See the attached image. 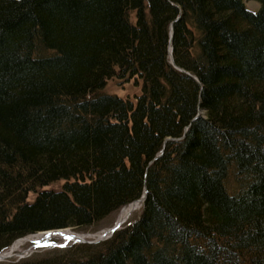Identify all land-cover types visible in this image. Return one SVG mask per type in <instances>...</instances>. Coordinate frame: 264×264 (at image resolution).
<instances>
[{
  "label": "trees",
  "instance_id": "16d2710c",
  "mask_svg": "<svg viewBox=\"0 0 264 264\" xmlns=\"http://www.w3.org/2000/svg\"><path fill=\"white\" fill-rule=\"evenodd\" d=\"M144 196L17 264H264V0H0V254Z\"/></svg>",
  "mask_w": 264,
  "mask_h": 264
},
{
  "label": "rangeland",
  "instance_id": "374dc122",
  "mask_svg": "<svg viewBox=\"0 0 264 264\" xmlns=\"http://www.w3.org/2000/svg\"><path fill=\"white\" fill-rule=\"evenodd\" d=\"M246 8L250 12H256L259 9V5L254 1H247ZM106 92L109 94H115L121 98L132 99L134 95L139 93V89L134 87L132 84L123 85L122 83L111 81L107 84ZM61 185L62 183H59L55 185V188H59ZM33 198L34 196L31 195L29 200H32ZM134 206L135 211L128 219L125 220L124 223L118 226L115 231L119 228L121 229L124 225H126V223L133 222L139 218L141 214V204L135 203ZM120 212L121 210L115 214L113 218H111L108 224L103 223L101 228L96 232H92L91 230L86 232H77L71 229H65L37 233L17 239L5 251H3V253H1L2 255L0 256H3L4 259L0 260V264H17L30 259H39L49 254L65 251L71 247L88 245L82 244L81 242H89L91 245L104 242L112 237V233H106L105 235L108 234L106 238H104L105 236L103 234L116 226ZM61 232L79 236L81 237L78 239L80 241L66 242L59 234ZM47 234L48 236H45Z\"/></svg>",
  "mask_w": 264,
  "mask_h": 264
},
{
  "label": "bare ground",
  "instance_id": "6f19581e",
  "mask_svg": "<svg viewBox=\"0 0 264 264\" xmlns=\"http://www.w3.org/2000/svg\"><path fill=\"white\" fill-rule=\"evenodd\" d=\"M137 202V201H136ZM139 204V203H138ZM135 203L134 204H131V205H128V206H126V207H124V208H122L121 209V212H120V214H119V216H118V220H117V222H116V226H120L122 223H124L125 222V220L126 219H128L130 216H131V214L135 211ZM106 233H110L109 231H107V232H105L103 235L105 236L104 238H106L107 236H108V234L107 235H105ZM60 235H61V237L66 241V242H70V241H72V242H74V241H77L79 238H81V237H79V236H74L73 234L72 235H70L69 233H63V232H61V233H59ZM45 236H48V234L47 235H45ZM103 238V239H104ZM78 241H80V240H78ZM77 241V242H78ZM82 243V242H81ZM2 259H4L3 258V256H0V260H2Z\"/></svg>",
  "mask_w": 264,
  "mask_h": 264
},
{
  "label": "water",
  "instance_id": "95a60500",
  "mask_svg": "<svg viewBox=\"0 0 264 264\" xmlns=\"http://www.w3.org/2000/svg\"><path fill=\"white\" fill-rule=\"evenodd\" d=\"M171 35H172V25H171ZM169 55H170V62H171V64L174 66V63H173V61H172V59H171V49H169ZM180 72H182L183 74H186V73H184L183 71H180ZM185 136V133H184V135H183V137ZM166 141H169V139H167ZM162 154V153H161ZM145 200V196L144 197H142L141 198V201L143 202ZM118 226H115L114 228H112L110 231L111 232H114L115 230H116V228H117ZM82 244H91V243H89V242H82Z\"/></svg>",
  "mask_w": 264,
  "mask_h": 264
}]
</instances>
